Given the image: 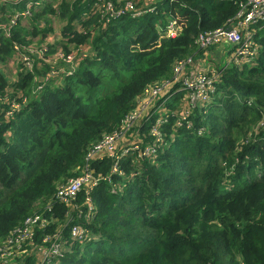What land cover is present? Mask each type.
Masks as SVG:
<instances>
[{
	"label": "trees",
	"instance_id": "1",
	"mask_svg": "<svg viewBox=\"0 0 264 264\" xmlns=\"http://www.w3.org/2000/svg\"><path fill=\"white\" fill-rule=\"evenodd\" d=\"M126 2L147 0H20L17 12H0V23L19 15L0 26V254L15 248L19 264H264V21L252 25L250 64H215L209 101L183 119V91L162 97L165 110L143 116L141 133L130 129L118 148L134 137L152 150L137 158L129 147L111 172L113 158L88 159L94 146L122 133L147 90L174 81L179 61L202 53L200 32L249 8L246 0H158L132 17L100 7L117 12ZM170 20L180 25L174 38L165 35ZM28 45L37 52L26 63ZM71 50L77 59L53 61ZM87 168L102 179L62 202L59 187ZM36 215L43 225L16 249ZM52 244L42 260L39 248Z\"/></svg>",
	"mask_w": 264,
	"mask_h": 264
},
{
	"label": "built area",
	"instance_id": "2",
	"mask_svg": "<svg viewBox=\"0 0 264 264\" xmlns=\"http://www.w3.org/2000/svg\"><path fill=\"white\" fill-rule=\"evenodd\" d=\"M5 2V0H0V2ZM20 0H13L11 5L13 6H17ZM18 3V4H16ZM21 3V2H20ZM155 2H149L146 3L143 7L142 6H136L135 3L132 2H126L125 6L123 8H120L117 10V12H114L112 9V5L110 3H106L107 5L105 6L104 4H101V10L103 13H110V15H116L119 13H123L124 11H128L130 12L132 17H138L141 14L147 12V11H153L155 8ZM25 4V3H24ZM37 4V3H35ZM10 5V4H9ZM26 5H28V8L31 6L30 2H27ZM98 3L95 5L93 11L95 10L97 12V7ZM249 5V8H241L237 14L235 15V21L233 23H231V29L229 31H226V27L225 28H217L214 30H209V31H203L200 32L197 37L195 38V43L197 44V46L202 50V51H206L211 45H227L228 47L233 48V52L230 55V61L233 62L232 58H235V63L236 64H241L242 62H247L250 59L253 58V54L255 52V43H252V35L253 33L249 30V24L251 23H257L259 21H264V0H246L245 6ZM103 7V9H102ZM18 17L19 15H14L13 18ZM11 18V19H13ZM10 19V20H11ZM7 25V24H6ZM5 26V25H4ZM180 31V25L177 23V20H170L168 22V24L166 25V29H165V35L171 38H174L178 35ZM241 32H243L245 34V37L243 38V40L241 39L240 41V36H241ZM71 56H74L73 54H70V56H67V58H64V55L62 54V52H57L54 54V56L52 57V59L56 60V59H67L70 60L72 59ZM23 61H25L26 63H28V59H24ZM179 64V65H178ZM176 66V68L178 66H180V68H182L184 70V74L180 77L177 75L178 71H176L175 68V78L173 82H162L159 85L155 86L152 89L147 90L146 94L148 93H154L153 96H156L158 94H160L159 90H161L162 88H164L162 91H164V93H166V91H168V89L174 85L175 83H179L182 85L183 90H186L188 95L187 97L190 98V103L191 105H195L196 103H204L209 101V95L208 93L211 92L213 90V82L214 80L217 78V72L212 71V76H210V74L206 71L203 72H198V73H189L187 74L186 71V67H185V62L184 61H179ZM57 73V71H50V74H54ZM163 93V94H164ZM145 94V96H146ZM163 96V95H162ZM162 96L158 99L159 103L157 104L158 106V112L160 113L161 110H163V105L161 103L162 100ZM188 109V108H187ZM187 109L184 112H181V118L183 119L184 116L187 115ZM139 111V110H138ZM133 112L132 114L127 116V121H126V125L123 128V132L120 134H111V136L107 137L102 143H100L99 145L94 146V148L89 152L88 154V159H94V158H100V157H108L107 156V152L110 151V149L117 143V144H122L123 145V139L124 138V134H126L130 129L133 130L134 128L136 129V133H141V127L138 128L139 124H140V120H137V113ZM149 113L143 115V116H147ZM160 120H157L155 123H159ZM137 125V127H136ZM135 126V127H133ZM133 127V128H132ZM155 128V127H152ZM156 130V129H154ZM154 132V131H153ZM156 136H158L157 141L159 140V138H161V135L159 134V132L155 133ZM120 139H122L121 141H119ZM119 141V142H117ZM138 140H130L128 142V145L130 143L133 142H137ZM139 143V141H138ZM125 145V144H124ZM127 145V146H128ZM128 148L125 149L124 151H122L121 153L117 154L114 156L113 158V165L111 168L112 172L118 171V163L120 161V158L122 155H125V153L127 152ZM152 149L150 147H146V150L143 151V153L149 152ZM84 176V177H83ZM87 178H89V182H94L93 184H90V187L95 186L97 184V182L99 181V179L96 180V176L93 175L92 171L87 170L85 171V173L79 177H74V178H70L65 184L61 185L59 187V190L57 192V197L62 201V202H67L70 201L76 196V194L81 190V188H86L89 186H83L84 183H87ZM69 203V202H68ZM43 225V221L42 218L40 216H34L32 219H27V221L25 222L26 225L28 227L24 228L22 230V233L19 234L17 236V238L15 239V241H17L16 243V249H19L20 246V241H25V239L29 238L31 235V229L33 227V225L37 222H40ZM83 233V230L81 229V227L74 225L71 227V236L72 237H79L81 234ZM47 241V238H44L43 242ZM11 242V241H10ZM52 248L49 249H43V248H39V250L41 251L42 255H43V259L45 260L47 257H49L51 254L50 252L52 251V253L54 251L57 250V244H52L51 245ZM15 249V248H14ZM11 251L13 253L12 257L16 254L17 255V250ZM3 256H5V252H2ZM2 253L0 254V256H2ZM50 254V255H49ZM9 263V262H8Z\"/></svg>",
	"mask_w": 264,
	"mask_h": 264
},
{
	"label": "rangeland",
	"instance_id": "3",
	"mask_svg": "<svg viewBox=\"0 0 264 264\" xmlns=\"http://www.w3.org/2000/svg\"><path fill=\"white\" fill-rule=\"evenodd\" d=\"M39 2V1H38ZM9 9L10 10H13L11 13H14V12H17L18 11V8L16 7V6H13V5H9ZM27 13H29V11H26ZM16 18H17V16L15 17V18H13V19H11V20H8V22H5V23H2V25L1 26H4V25H11V24H16ZM253 24H256V23H251V24H249V30L251 31H255V27L254 26H252ZM228 26H231V25H228ZM3 35H9L8 33H6V32H4L3 33ZM245 37V34L243 33V32H241V36H240V41H241V39L243 40V38ZM252 43H256V40L254 39V36L252 35ZM35 42H36V40H35ZM34 42V43H35ZM67 47H68V49H72V47H70V46H68V45H66ZM197 46V45H196ZM217 46L218 45H214V47H216L217 48ZM198 47V46H197ZM221 47V49H223V50H225V48H227L228 46L227 45H221L220 46ZM213 48V47H212ZM26 49H27V52H22V54H21V60H24V59H26V58H30L31 56H30V54H35V52H37V50H36V47H34V45H28L27 47H26ZM39 50V49H38ZM215 50V49H214ZM213 49L210 51V52H208V55H207V57H206V60H205V64H204V67H199L200 68V71L201 72H203V71H206V72H208L209 74H210V76H212V71L213 70H215V69H213V67L215 66V64H219V63H222V62H225L227 59H228V57H229V51L226 49V51H225V53H223L222 55H220V54H218V52L216 53V55L213 53V51H214ZM71 52V54H74V51H70ZM63 54V53H62ZM16 55H17V52H16ZM64 55V54H63ZM72 57V59H77V58H75L74 56H71ZM195 57H197L196 55L193 57V59H196ZM60 59H56V60H54L53 59V61H59ZM232 60H233V62L235 63V58H232ZM36 61V60H35ZM68 61L69 60H67V59H63V63H68ZM229 61V60H228ZM57 65H60V63L59 62H57L56 63ZM179 65V64H178ZM51 71H56L55 69H53V70H51ZM176 71H178V73H177V75L178 76H182L183 74H184V70L182 69V68H180V66H178L177 68H176ZM56 74V73H55ZM59 81H57V83H58ZM165 88V87H164ZM164 88H162L161 90H159V92H160V94H158V95H156V96H153V94L154 93H148V94H146V96H144V98L143 99H141V100H139L138 101V104L136 105V108H135V111L138 109L137 108V106H139V111H138V113H137V120H139V119H141L142 117H143V115H145V114H147V113H151V112H153V111H155L156 109H157V101H158V99L163 95V93H164V91H162ZM149 90V89H148ZM190 105H191V103H190V98L189 97H187L186 99H185V101L184 102H182L181 103V106H180V111H182V108L183 107H185V108H187V107H190ZM161 113V112H160ZM152 130L154 131L152 134L153 135H155V133L158 131V130H154V128H152ZM111 136V135H110ZM123 139V138H122ZM122 139H120L119 141H121ZM119 141H117V142H119ZM120 145L121 144H115L111 149H110V151H108L106 154H107V156L108 157H110L111 159L112 158H114V156L116 155V153L117 154H119V153H121L122 151H124L125 149H127V148H129V147H131L130 148V151H135V156L137 157V158H141L142 156H143V151H145L146 150V147H142V148H140V146L142 145H140L139 143H138V141L137 142H133V143H130L128 146H125V147H123V149L122 150H119L118 148L120 147ZM84 177V176H83ZM97 179H102V177L100 176V175H97L96 176V180ZM87 180V183H84V185L83 186H89L90 187V184H93L94 182H89L88 180H89V178H87L86 179ZM36 216H38V215H36ZM12 251V250H11ZM11 252L10 251H6L5 252V256H8L9 254H10ZM18 255H19V253L17 252V255L15 254L13 257L11 256L10 258H9V263L8 264H19V263H17L16 262V259H18ZM2 256H3V253H2ZM4 257V256H3Z\"/></svg>",
	"mask_w": 264,
	"mask_h": 264
},
{
	"label": "crops",
	"instance_id": "4",
	"mask_svg": "<svg viewBox=\"0 0 264 264\" xmlns=\"http://www.w3.org/2000/svg\"><path fill=\"white\" fill-rule=\"evenodd\" d=\"M149 2H155L154 4L156 5V3L158 2V0H147V2L146 3H149ZM146 3H144V5L146 4ZM5 4H7L6 2H0V5H5ZM5 10V12H1V13H4V14H7V12L8 13H11L10 12V9H9V4L7 5V7L4 9ZM0 13V15H3V14H1ZM2 23L3 22H1L0 23V26L2 25ZM2 28V27H1ZM79 28V27H78ZM57 29V27H55V30ZM57 31V30H56ZM251 32L253 33V36H254V32L255 31H252L251 30ZM46 41H45V43H48V41H51L52 40V36H50V38H47V39H45ZM221 45H218L217 46V48L216 47H213L212 49L214 50L213 51V53L216 55V53L218 52V54H220V55H222L223 53H225V51L226 50H223V49H221V47H220ZM255 52H254V54H253V58L252 59H250L249 61H247V63H246V65L247 64H250L253 60H254V58L256 57V55H257V52H258V46L256 45V43H255ZM212 49H207L206 51H202V53L201 54H197L198 56L197 57H195L196 59H191V60H185L184 62H185V67H186V73L187 74H189V73H198V72H201L200 71V68L199 67H204V62H205V60H206V57H207V55H208V52H210ZM74 55V54H73ZM74 57L76 58V55H74ZM230 58H231V56L229 55V57H228V59L224 62V63H228V60H230ZM213 71H215V70H213ZM58 72V71H57ZM183 91V101L182 102H184L185 101V99L187 98V95H188V93H187V91L186 90H183V88H182V85L181 84H179V83H176V84H174V85H172L169 89H168V91H166V93H164L163 94V103L165 102V101H169V100H171V99H173V97H174V95L176 94V93H178V92H182ZM208 95H209V93H208ZM188 108V107H187ZM187 108H185V107H183L182 108V111L181 112H184V111H186V109ZM160 111H161V109H159ZM163 110H165V108H163ZM132 139H134V137L132 138Z\"/></svg>",
	"mask_w": 264,
	"mask_h": 264
},
{
	"label": "water",
	"instance_id": "5",
	"mask_svg": "<svg viewBox=\"0 0 264 264\" xmlns=\"http://www.w3.org/2000/svg\"><path fill=\"white\" fill-rule=\"evenodd\" d=\"M231 29V26L226 27V31H229Z\"/></svg>",
	"mask_w": 264,
	"mask_h": 264
},
{
	"label": "clouds",
	"instance_id": "6",
	"mask_svg": "<svg viewBox=\"0 0 264 264\" xmlns=\"http://www.w3.org/2000/svg\"><path fill=\"white\" fill-rule=\"evenodd\" d=\"M168 24V23H167ZM165 29H166V27H165ZM168 37V36H167ZM112 172V171H111Z\"/></svg>",
	"mask_w": 264,
	"mask_h": 264
}]
</instances>
